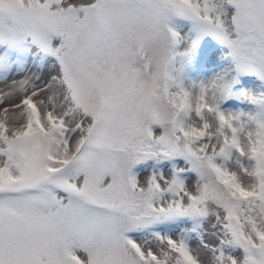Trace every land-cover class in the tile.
I'll return each mask as SVG.
<instances>
[{
  "label": "snow or ice",
  "instance_id": "obj_1",
  "mask_svg": "<svg viewBox=\"0 0 264 264\" xmlns=\"http://www.w3.org/2000/svg\"><path fill=\"white\" fill-rule=\"evenodd\" d=\"M0 264H264V0H0Z\"/></svg>",
  "mask_w": 264,
  "mask_h": 264
},
{
  "label": "rangeland",
  "instance_id": "obj_2",
  "mask_svg": "<svg viewBox=\"0 0 264 264\" xmlns=\"http://www.w3.org/2000/svg\"><path fill=\"white\" fill-rule=\"evenodd\" d=\"M208 39H211V38H208ZM244 79H245V81H247V83L250 86L253 85L254 83L259 84V81L254 76H247V77H244Z\"/></svg>",
  "mask_w": 264,
  "mask_h": 264
}]
</instances>
